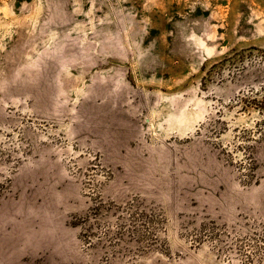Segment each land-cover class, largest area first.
<instances>
[{"label": "rangeland", "instance_id": "1", "mask_svg": "<svg viewBox=\"0 0 264 264\" xmlns=\"http://www.w3.org/2000/svg\"><path fill=\"white\" fill-rule=\"evenodd\" d=\"M262 98L264 0H0V264H245Z\"/></svg>", "mask_w": 264, "mask_h": 264}, {"label": "trees", "instance_id": "2", "mask_svg": "<svg viewBox=\"0 0 264 264\" xmlns=\"http://www.w3.org/2000/svg\"><path fill=\"white\" fill-rule=\"evenodd\" d=\"M256 108L259 110L261 119L256 122L255 127L248 133L253 135V140H264V98L253 102ZM250 156V155H249ZM98 206L94 211H100ZM124 217L119 219L116 223V231L107 229L103 234H99L98 226L93 224H83V232L86 240L98 239V243H104L111 247H118L126 238L135 239L142 236V228L146 226L147 229H151L155 225L154 216H145L143 212L138 209L129 207L123 211ZM126 217V218H125ZM91 217L86 218V222L89 223ZM150 236L153 234L148 233ZM229 251L236 253L245 264H264V233L249 235L248 237L237 240L236 243H232L229 246Z\"/></svg>", "mask_w": 264, "mask_h": 264}]
</instances>
